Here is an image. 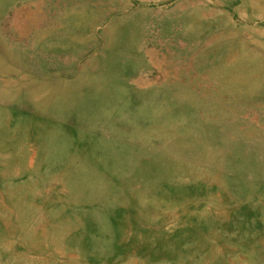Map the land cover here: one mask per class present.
<instances>
[{"label": "rangeland", "instance_id": "1", "mask_svg": "<svg viewBox=\"0 0 264 264\" xmlns=\"http://www.w3.org/2000/svg\"><path fill=\"white\" fill-rule=\"evenodd\" d=\"M0 264H264V0H0Z\"/></svg>", "mask_w": 264, "mask_h": 264}]
</instances>
